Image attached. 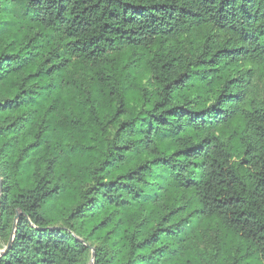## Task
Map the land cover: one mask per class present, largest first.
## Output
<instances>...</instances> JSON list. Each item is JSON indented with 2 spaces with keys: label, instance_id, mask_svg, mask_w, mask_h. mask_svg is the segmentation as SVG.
<instances>
[{
  "label": "trees",
  "instance_id": "1",
  "mask_svg": "<svg viewBox=\"0 0 264 264\" xmlns=\"http://www.w3.org/2000/svg\"><path fill=\"white\" fill-rule=\"evenodd\" d=\"M201 3L0 0V264H264V0Z\"/></svg>",
  "mask_w": 264,
  "mask_h": 264
},
{
  "label": "rangeland",
  "instance_id": "2",
  "mask_svg": "<svg viewBox=\"0 0 264 264\" xmlns=\"http://www.w3.org/2000/svg\"><path fill=\"white\" fill-rule=\"evenodd\" d=\"M253 92L254 95L257 97L258 100L264 99V65L256 66L254 68V74H253ZM231 129H224L223 130V137L226 141L228 138V135L230 133ZM210 238H214V235L212 234ZM6 238L0 237V253L4 251V248L6 246ZM211 242L208 241V243L205 244V242L200 243L198 245L199 249H203V252H206L207 250L211 249ZM227 255V254H226ZM229 258L230 255H227Z\"/></svg>",
  "mask_w": 264,
  "mask_h": 264
},
{
  "label": "clouds",
  "instance_id": "3",
  "mask_svg": "<svg viewBox=\"0 0 264 264\" xmlns=\"http://www.w3.org/2000/svg\"><path fill=\"white\" fill-rule=\"evenodd\" d=\"M138 2L143 3L145 5L152 4V3H166V4H173V5H182L186 9H190L192 12L202 13L203 12V4L201 0H138ZM179 12V9L176 10ZM175 15V13H174ZM147 22V21H143ZM257 43H264V36H261ZM151 107V101L148 104Z\"/></svg>",
  "mask_w": 264,
  "mask_h": 264
},
{
  "label": "water",
  "instance_id": "4",
  "mask_svg": "<svg viewBox=\"0 0 264 264\" xmlns=\"http://www.w3.org/2000/svg\"><path fill=\"white\" fill-rule=\"evenodd\" d=\"M12 242V238L10 239V241H9V243H8V245H10V243ZM92 258H93V254H92Z\"/></svg>",
  "mask_w": 264,
  "mask_h": 264
}]
</instances>
